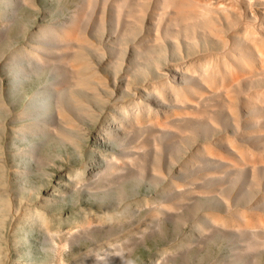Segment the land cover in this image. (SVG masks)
Masks as SVG:
<instances>
[{
    "label": "rangeland",
    "instance_id": "rangeland-1",
    "mask_svg": "<svg viewBox=\"0 0 264 264\" xmlns=\"http://www.w3.org/2000/svg\"><path fill=\"white\" fill-rule=\"evenodd\" d=\"M115 1L0 0V179L8 200L4 227L9 228L16 213L24 211L27 203L41 208L40 204L46 202V208L62 213L64 220L70 213L85 216L93 210L118 212L121 209L131 216L127 223L132 229L128 230L125 223L113 226L115 221L112 226H85V231L71 229L67 233V247L63 254L49 242L39 225L41 217L33 212L22 221L19 230L22 236L29 235L36 244L41 243L36 254L41 258L45 252L50 257L54 255L59 264H119V261L120 264H264V227L260 222L251 227L254 230L245 227L241 215L245 213L264 222V105L257 97L252 96V99V92H248L264 87V79L259 80L255 75L254 82L246 78L248 83L243 80L244 84L232 86L237 100L233 104L221 95L220 90H206L199 71L195 77L177 74L172 81L178 84L175 90L166 87L161 94L145 93L137 85L150 79H144L140 70L150 69L147 73L150 78L160 81L174 75L169 63L180 61L182 56L169 43L163 56L158 57L163 69H155L151 61L152 56L157 55L153 35L159 22L162 25L169 23L163 17L166 11L160 10L158 15L152 13L158 17L155 20L152 14L149 16L151 6L142 10L136 33L130 34L124 9L131 12L138 0H130L131 8L128 0ZM244 8L245 20H254L247 6ZM66 29H73L71 32H75L76 40L64 36ZM125 38L128 44L124 43ZM199 39L202 48L208 47L205 40ZM139 40L141 48L135 50L133 41ZM238 42L235 46L244 47L243 42ZM189 48L193 49L192 53L198 51L192 46ZM245 52L244 56H249ZM74 55L75 60L86 61L83 66L88 71L91 69L93 75H98V80L90 72L89 78L84 77L86 80L93 77V81L90 79L85 83L90 90L93 88L91 92L79 84L84 78L77 73L76 76L74 69L64 62V56L74 60ZM137 76L140 78L134 79ZM76 79L78 82L74 83ZM133 80L139 82L132 85ZM190 81H196L195 87ZM76 83L78 86L73 85ZM189 87L195 89L194 92ZM185 88L190 90L191 99L182 97ZM200 92L205 94V99ZM32 93H37L30 103L33 109L28 106L27 97ZM194 93L200 94L202 99ZM10 94L18 96L21 105L10 106L7 103ZM245 96L251 99H244L247 103L250 101V105L243 104ZM173 97L179 100L175 102ZM256 98L258 104L253 101ZM195 100L200 102L194 104ZM259 103L261 106H255ZM234 105L235 112L231 111ZM195 110H201L200 114L197 115ZM174 111L178 117L174 116ZM163 117L171 118L165 120ZM117 123H121V127ZM159 124L165 125L159 127ZM52 125L56 126L55 129L50 127ZM102 134L110 136V143L104 145L101 141L95 145L94 139ZM125 143L134 149L127 151L128 154H137L133 163L130 162L129 175L125 177L128 170L123 169L125 174L121 170L122 176L118 172L119 176L107 177V159L112 153L124 149ZM137 146L141 150L136 149ZM238 147L247 148L244 149L247 152L243 150L238 154ZM250 151L252 157L247 155ZM253 153L258 154H254L255 160ZM239 155L246 156V159ZM67 170L75 177L72 184L65 176H57ZM96 187L99 188L97 191ZM52 190L59 194H51ZM46 198H49L48 202ZM211 211L229 220H238L239 224L228 228L215 225L209 221ZM146 214H158L161 218L141 226ZM109 239L117 241L111 245L107 242ZM174 241H178L176 248L173 247ZM105 245L109 250H103ZM164 249L169 252L164 253ZM110 253H115L119 261L114 263ZM45 258L49 257L46 255Z\"/></svg>",
    "mask_w": 264,
    "mask_h": 264
},
{
    "label": "bare ground",
    "instance_id": "bare-ground-1",
    "mask_svg": "<svg viewBox=\"0 0 264 264\" xmlns=\"http://www.w3.org/2000/svg\"><path fill=\"white\" fill-rule=\"evenodd\" d=\"M121 1H124V0H121ZM115 2L116 1L114 0L113 3H115ZM129 2H130V0H128V3ZM134 2H132V3H134ZM135 4H136V2H135ZM135 4H134V6H132V7H135V8H131L130 7L131 6V2H130L129 7L132 9L131 12H127L128 8L124 9L125 10V13L123 12L124 13L123 15L125 17H128V18H126L124 20H126L129 23V26L130 27H129L128 31L130 32V34L136 33L135 28H136L138 22L141 21V18H142L141 17L142 16V10L144 11V9H149L150 6H151V10H149V11H151V12L150 13L148 12L149 13V16L152 13H155V14L158 15V13H159L158 11H160V10L161 11H164V12L166 11L165 12L166 15L164 13L165 16H163V17H165V20L168 21L169 23H174L173 25L169 24L168 22H166V23H168L169 25L168 24L162 25V22H159V24L157 23L159 27L158 28L156 27L155 33L153 35V44H157V47L155 48V50H156L155 53H157L158 56L157 55L155 57L152 56V60H151L153 62V64H154V66H155V69H158V68H160L161 70L163 69V65L160 64V61L158 60V57L159 56L160 57L163 56L164 50L167 47V44H169V43L172 44V47H173L174 51L175 52H178L182 56V57H180L181 58L180 61H178L176 63H169L171 65L170 67L173 68L174 75L172 77H167L166 79H163V80H160V81H157L155 79H151L150 78V76L147 74V73H150V71H151L150 69H148V70L141 69L140 70L141 71V74H144L145 75L143 78L145 79V77H147L150 80H147L146 79L147 81L142 82V84H141V81H140V85H137V88L138 89L144 91L145 93L146 92L153 93V95H155V94L156 95L157 94H161V91L164 88H166V87L175 90L176 89V85H177V88H178V84H176V83H174L172 81H174V79L176 78V75L177 74H179V75H185V74H187V75L194 76V74H196V72L199 71L203 75L201 78L203 79L204 84L207 86V88H205L206 90L207 89L209 91L210 90L211 91L212 90H216V91H219L220 90V93L223 92V94H221V95H224L226 97L227 101H229V102H231L233 104V102L236 100V96L234 95V94H236V92H234V94H233V92L231 90L232 89V86H235V84H236V86H238L241 82H243V84H244V82L246 81L245 80L246 78H248V79L250 78V79H252V82H254L255 79H253V76H255V75H256V78H260L259 80H261V78L264 79V0H151V1L150 0H138L137 5H135ZM244 5L247 6V11H249V14H251L252 16L255 17L254 20H247V19L245 20V14H244V12H246V9L244 8ZM88 6H89V4L87 5V7ZM128 11H130V10H128ZM157 15H153L152 14V19H153V17H154V19L155 18L157 19L158 17H155ZM147 17H148V15H147ZM150 17H148V18H150ZM158 21H159V19H158ZM161 21H163V20H161ZM161 26H163V27H161ZM167 27H169V28H167ZM164 28H167V29L166 30H163ZM68 29L65 30V32L66 31L67 32L64 33V36L66 38L71 39V40H72V38L75 39V37H74L75 34L73 35V32L74 31L71 32L73 29H71V30H68ZM147 36H151V35H147ZM127 37L130 38L129 35H127ZM140 38H142V37L140 36ZM199 38H201L202 40H205L206 43L205 42L204 43L207 44L208 47H206L207 46L206 45L205 46L206 48H202ZM235 38H238L239 39L238 41L243 42L244 47H243V45H237V46H235V43L236 44L237 43H240V42L236 41ZM124 43L125 44L126 43L128 44V40H126V38H125ZM132 45H133V47H134L135 50H140V48H141L140 40L139 41H133V44ZM202 45H204V44H202ZM190 46L194 47L198 51L192 53V50L193 49L191 50V48H189ZM66 49H67V47H66ZM188 49L191 50V51H189ZM230 50L232 52H230ZM244 51H247V52H245V54L249 53V56L248 55H247V57L244 56ZM149 55L150 54H147V56H149ZM76 56H77V54H76ZM64 59H65L64 62L67 63V65L68 64L70 65L69 68L74 69L75 72L73 71V73L74 74L77 73L80 76V78H82V77L84 78L85 77L87 79V78L90 77L89 76L90 74L93 75V73L90 72V71H92L91 69H90V71H88L89 69H87L85 66H83V63L85 64V62H86L83 59H82V62L80 60L78 61V59L75 60V55L73 56V59L74 60H72L71 58H69L67 56H64ZM62 64H64V63H62ZM126 71H127V69H126ZM89 72H90V74H89ZM77 74H76V76H78ZM139 75H140V73H139ZM93 76H95V75H93ZM85 78H84V80H82V82L81 81L79 82V84L81 86H83V89L85 87L86 88L88 87V85L87 84L85 85V83H87L88 80L91 81L93 77L90 78L91 80L90 79L86 80ZM97 78H98V75H97V77L95 76L94 79H97ZM139 78L140 77H138V76L137 77H134V79H139ZM77 79H76V81H74V83L79 81V79H78V81H77ZM248 79H247V81L249 82ZM196 80H197V82H200L198 80V78ZM243 80H245V81H243ZM133 81L134 82H132V85H133V83H135L138 80H133ZM191 82L194 83L192 85H194V87H195L196 81L195 82L190 81V84H191ZM257 82H255V83H257ZM201 83H202V81H201ZM201 83H199V84H201ZM188 84H189V82H188ZM73 85L74 86L75 85L78 86L77 83L76 84H73ZM183 85H185V84H183ZM203 85H202V87H203ZM240 85H242V84H240ZM259 86H260V84H259ZM261 86H262V81H261ZM129 87H130V85H129ZM135 87H134V89H135ZM179 87H180V85H179ZM255 87L257 89V86L256 85H255ZM75 88H73V89H75ZM88 88L90 90V87H88ZM198 88H200V87H198ZM77 89H80V88L78 87ZM188 89H191V87H189ZM203 89H204V87H203ZM91 90H90V92H91ZM194 90L195 89H193L191 92H194ZM199 90H201V89H199ZM252 90L254 91V88ZM181 91H183V90H181ZM196 91H197V93H199L198 90H196ZM204 91H202V92H204ZM253 91H251V90L248 91V92H252V94H254V95H252L250 93L251 94V98L254 99V97H252V96L257 97L258 98V101H260V103L262 105H264V87H262V88L259 87V89L255 90L254 92ZM87 92H89V91H87ZM189 92H190V90H187L185 88V90L183 91V94H182L183 96L182 97H184V98L185 97L186 98H190V94L191 93H189ZM206 93L209 94L208 91H206ZM246 93H247V91H245V94ZM201 94H203V97H204L205 94L204 93H201ZM210 94H212V93H210ZM36 95H37V93H32L30 95H27L28 101H29L28 102L29 103L28 106H30V103H32V100L36 98ZM171 95H173V93ZM195 95L198 96V94H195ZM239 95L240 94L238 93V96ZM247 95H249V94H247ZM246 96L243 97V100L244 99H247V100L250 99V98L249 99L247 98L249 96H247V97ZM76 98H78V97H76ZM82 98H83V96H82ZM176 98H178V97H176ZM186 98H185V100H186ZM198 98H201L202 99V96H200V94H199ZM205 98L206 97H204V99ZM257 98L255 99L256 101L255 100H253V101L258 104ZM84 99H87V98H84ZM173 99L175 100L174 97H173ZM76 100L77 101L78 100L80 101V99H76ZM177 100H179V99H177ZM177 100H175V102ZM241 100H242V98H241ZM197 101H199V100H197ZM197 101L195 100L193 103L195 104V102H197ZM83 102H84V100H83ZM122 102H120V103H122ZM126 102H128V101H126ZM187 102H185V103H187ZM236 102H237V100H236ZM249 102L247 103V101H245V103H243V104L244 105L245 104L250 105ZM7 103L10 106L21 105L18 102V96L14 95V94H10L9 96H7ZM179 103H180V101H179ZM179 103H177V104H179ZM257 104L255 106H258V107L261 106V104L260 105H257ZM31 105L33 106V104H31ZM78 105H80V103H78ZM228 106H229V104H228ZM57 107H58V109H61V108H59L58 105H57ZM230 107H231V105H230ZM235 107H236V105H234V108L231 111H233L234 109H236ZM249 107L250 106H247V108H249ZM77 108H78V106H77ZM60 111H62V110H60ZM64 111L65 110H63V112ZM175 111H174V113H175ZM195 111H197V110H195ZM200 111L199 112L197 111V115L200 114ZM234 112H235V110H234ZM132 113H133V111H132ZM172 113L173 112H171L170 115ZM174 113L172 115H174ZM187 113H188V111H187ZM179 114L181 115V112ZM109 115H110L111 118L114 117L113 114H109ZM146 115H148V114H146ZM170 115L168 114L167 116H170ZM176 115L178 117V114L177 113H175L174 116H176ZM135 116H137V115H135ZM182 116H184V115H182ZM193 116H195V115H193ZM56 117H57V115H56ZM147 117H149V116H147ZM147 117H145L144 119H146ZM190 117H191V115H190ZM157 118L155 120H157ZM170 118L171 117L166 118V119H170ZM136 119L142 121L141 120V117H137ZM138 120H137V122H138ZM158 121H159V119H158ZM62 123H63V119H62ZM65 123H66V121H65ZM73 123H76V122H73ZM120 124H118V125H120ZM164 125H162V126L164 127ZM160 126H161V124H159V127ZM50 127H54V129H55L56 126L55 125L54 126L52 125ZM119 127H121V125ZM157 127H158V124H157ZM166 127H168V126L166 125ZM10 128H12V127H10ZM130 128H131V126H130ZM71 129H73V128H71ZM48 130H49V128H48ZM50 130H52V129L50 128ZM26 135H28V134L26 133ZM56 135H58V133ZM151 135H152V133H151ZM147 137H148V135H147ZM109 140H110V136H105L104 134H102V135L97 136V138L94 139V144L95 145L101 144V141H102L104 143V145H107L108 143H110ZM70 142L71 141H69V143ZM153 142H154V140H153ZM228 142L230 143V141H228ZM232 143H234V142H232ZM123 145H124V149H122L120 152L118 151L119 153L118 152L112 153L109 156L110 158L107 159L108 160L107 162L104 160L107 163L106 164L107 165V169H108V173H107L108 176L107 177H110V175L113 176L114 174H117L118 175V172L120 173V171L121 170L123 171V169L124 170L125 169L128 170V172L126 173L125 177L127 175H129V172H130V170H129L130 162H132V159H133V157L135 155V152H134V155H133V152H132V154L131 153L128 154L127 151H129V150L130 151H133L134 149L133 148H130L131 146L128 145V144H126V143L123 144ZM133 145L135 146V144H133ZM230 145L232 146V144H230ZM138 146L136 147V149L137 148H139V149L141 148V147H138ZM233 146L236 147V144L234 143ZM238 148L240 149V147H238ZM238 148L237 149L235 148V149L238 150ZM244 149L247 150V148H243V150ZM250 149H251V147H250ZM93 150H95V149H93ZM243 150L240 149L239 151H237L238 154L239 153L241 154V151H243ZM246 150H244V151H246ZM103 152H105V151H103ZM124 152H126L127 155H124ZM248 152H249V149H248ZM208 153H210V152H208ZM213 153H215V152L213 151ZM33 154L35 155V152H33ZM216 154L217 153H215V155ZM242 154L244 155V153H242ZM248 154H250V156H251L252 155L251 154V151H250V153H247V155ZM254 154L258 155L257 153H253V158H254ZM136 155H135V157H136ZM259 155H260V153H259ZM261 155H263V154L261 153ZM123 156H125V158ZM240 157H243V156H240ZM245 157H243L244 160L246 159ZM262 157H264V155ZM261 158H258V159H261ZM240 159H242V158H240ZM263 159L264 158H262V161H263ZM250 160H247V161H249L248 162L249 165H250ZM254 160H255V158H254ZM254 162H252V166L254 165ZM243 163H244V161H243ZM257 163H258V160H257ZM22 164H23V166H25V162H22ZM254 167H255V165H254ZM105 170L106 169L104 168V171ZM102 171H103V168H102ZM125 171H123L122 173L125 174L124 173ZM102 173H101V176L103 175ZM119 175H121V173ZM57 176H59V178L65 176V178H67V180H69V184L70 183L72 184L73 182H75V179H74L75 177L73 176V173L70 170H67L66 173L59 172V174ZM101 176H99V178ZM105 177L106 176H104V178ZM112 182H110V183H112ZM56 183H58V182H56ZM110 183H109V185H110ZM59 184L68 186V184L66 185L64 183H59ZM107 184H108V182H107ZM75 187H76V185H74L73 188L75 189ZM4 188H5V185L1 182V179H0V264H59V261L57 260L56 256L53 255V256L50 257V255L47 252H45V255H43V257L41 258L38 254H36L37 253L36 251L38 249L40 250V248H41V243H37L36 244L34 242V239L32 237H30L29 235H25V236L23 235L22 236L20 234L19 225L22 223V221L28 215H30V212H33L34 215L37 216V217H41V221H40V224L39 225L43 228L44 232L47 234V236L49 238V242H51V244H53L54 246L58 247L59 250L62 252V254L65 253V251H66V247L67 246H65V244H66V242L68 240L67 233L71 229H75L76 230L77 228H81L82 231H85V229H86L85 226H89L91 228V225L94 226L96 224H104V226L105 225L112 226V223L114 221L116 223L113 224V226H119V225L125 223V227H127L128 230L129 229H132L131 228V224H128L127 223V222H130V220H131V216L128 213H125V212H128V211H123L121 209L118 212H110V211H104V210H97V211L96 210H93L89 214L86 213L85 216L84 215H79L78 216V215H76V213H73V214L70 213L67 216V218L64 220L62 213H56V212L49 211L48 208H46V205H45L46 202L43 203V204H40L41 208H38L34 204L27 203V205L28 204L29 205L26 206V207H24L25 208L24 211H20V212L16 213V218L11 223V225L9 226V228H5L4 227V224H6L5 222H6V215H7V209H8V202H7L8 200L6 198V195H5V192H4ZM97 188L98 187H96V189H95L96 191L99 189V188L98 189ZM85 190H88V189H85ZM46 192L48 193L49 191H46ZM51 194L58 195L59 193H56V192H54L52 190L51 191ZM96 195L98 196V194H96ZM28 197H29V195H28ZM8 198H10V197H8ZM133 200L132 201L135 202V199H133ZM45 201L48 202L49 201V198H46ZM27 202H28V199H27ZM129 203L128 204H125V206L126 205L128 206ZM159 203H160V201H159ZM37 204H39V203H36V205ZM161 204H162V199H161ZM90 205L93 206L94 204L91 203ZM156 205H155V207H156ZM127 206H126V208H128ZM152 209H154V206H153ZM154 211H156V210H154ZM240 212H241V210H240ZM11 213H12V211H11ZM130 213L132 214V212H130ZM212 213L213 212L211 211V215H209V217H210V220L209 221H212L213 223H215V225H219V226L221 225L224 228H228L230 226L231 227L234 226L235 224H239V221L238 220H229V218H224L221 215H215V214H212ZM241 215L243 216V221H244L243 224L246 225L245 227L249 226V229H252L251 227L252 226H255L256 224L259 225V222L262 225V227H264V222L261 220V218H258L256 220H254L253 217H251V216H249V215H247L245 213H242ZM159 216L160 215H158V214L157 215H154V214L147 215L146 214V218L144 219L145 222H143L141 226H146L147 225V222L152 223L154 220H158V218H161ZM132 217H134L133 214H132ZM202 219H204V218H202ZM97 228H98V226H97ZM99 228H101V226ZM240 229L242 230V228H240ZM252 230H254V228ZM121 238H122V235L119 236V239H121ZM113 241H117V240L116 239H109V240H107L108 244H111V242H113ZM177 242L178 241H174V244H173V247L174 248H176V246H177L176 243ZM105 246H108V245H105ZM105 246H104V249L103 250H109V246L108 247H105ZM24 249H26L25 250L26 252H24ZM168 249H170V247H168ZM168 249H164L163 252L164 253L169 252ZM105 252L106 251H104L103 253H105ZM110 254H111V255H109V256H111L110 259L113 260V262L114 261H117L119 259V257L116 256L115 253H110ZM114 254H115L116 257H118L117 260H116V258L114 256ZM46 255L49 257L48 259L45 258ZM117 255H119V254H117ZM106 257H108V256H106ZM118 263L120 264V261Z\"/></svg>",
    "mask_w": 264,
    "mask_h": 264
}]
</instances>
